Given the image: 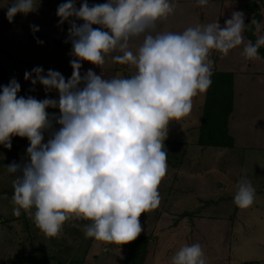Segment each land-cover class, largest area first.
<instances>
[{
    "label": "clouds",
    "instance_id": "clouds-1",
    "mask_svg": "<svg viewBox=\"0 0 264 264\" xmlns=\"http://www.w3.org/2000/svg\"><path fill=\"white\" fill-rule=\"evenodd\" d=\"M175 7L170 0L91 5L82 0L79 7L76 0H66L58 6L60 24L69 23L65 43H71V78L52 69L45 74L40 66L24 73L33 86L58 92V100L19 96L15 78L0 86V145L10 150L13 136L29 141L27 158L6 166L15 175L13 215L35 209L34 223L48 237L58 236L73 218L90 221L85 236L99 242L124 245L139 237L141 215L160 204L169 124L189 115L193 98L211 86L209 54L215 50L227 55L244 42V14L237 11L224 27L217 20L182 33L157 32V21L173 14ZM36 9L34 0H13L7 18L11 22L18 13ZM30 28L39 31L36 25ZM141 36L134 54L130 45ZM261 46L264 37L248 41L246 59L259 58ZM106 57L134 66L135 74L110 79L91 69L81 74L83 63L100 67ZM48 108H58L59 115L50 116ZM254 200L251 181L242 177L235 205L247 209ZM171 264H206L202 247L184 245Z\"/></svg>",
    "mask_w": 264,
    "mask_h": 264
},
{
    "label": "rangeland",
    "instance_id": "rangeland-1",
    "mask_svg": "<svg viewBox=\"0 0 264 264\" xmlns=\"http://www.w3.org/2000/svg\"><path fill=\"white\" fill-rule=\"evenodd\" d=\"M247 1L208 0L207 5L198 6L197 0H170L176 5L175 11L157 21L156 31L182 33L188 27L217 20L224 27L234 11L242 12L244 19L251 17L245 7ZM65 2L34 0L36 11L27 15L18 13L9 22L7 8L13 0H0V86H6L15 78L21 86L19 96L58 100V92H46L40 84L33 86L30 80H25L24 73L40 66L45 74L52 69L59 71L65 79L71 78V43H65L69 23L60 24L57 16L58 6ZM81 2L76 0L77 7ZM105 2L107 0H88L90 5ZM258 6L261 19L257 36L261 38L264 37V0ZM30 25L38 26L39 31L33 33ZM243 37V44L227 55L213 50L208 60L220 70L250 73L261 69L264 59L259 56L248 60L244 56L243 48L248 40ZM37 40L43 43L38 44ZM142 42L143 36L134 39L130 50L136 54ZM89 69L106 79L127 78L136 72L134 66L115 64L108 57L100 67L83 63L81 74ZM237 91V113L238 107L242 109L245 104L249 107L243 118L249 133L245 136L239 133L238 142L262 147L264 141L257 138L262 128L256 127L258 133L253 138L250 136L255 133L257 121L262 119L260 115H264V76L257 75L251 80L238 76ZM204 97L205 92L195 96L190 114L168 126L164 141L168 167L158 188L160 204L141 215V233L151 234L156 240L153 264H171L172 257L181 247L192 244L202 247L206 264H235L249 260L264 264V150L253 147L242 151L240 148L197 145ZM254 106L258 109L252 110ZM58 110L48 108L46 111L53 115ZM44 137L47 142L49 134L45 132ZM11 144L10 150L0 145V264H10L22 254L29 253L51 256L49 264L81 258L86 264H121L126 248L86 237L84 227L90 221L70 219L58 236L48 237L34 223L35 209H21V215H13L14 193L7 191L14 190L15 175L8 173L6 166L27 158L29 141L13 136ZM242 177L251 181L255 200L251 207L235 211L234 196ZM185 212L190 215L183 214Z\"/></svg>",
    "mask_w": 264,
    "mask_h": 264
},
{
    "label": "trees",
    "instance_id": "trees-1",
    "mask_svg": "<svg viewBox=\"0 0 264 264\" xmlns=\"http://www.w3.org/2000/svg\"><path fill=\"white\" fill-rule=\"evenodd\" d=\"M263 0H248L246 2V9L250 13V18H245V30L243 35L248 41H255L258 38V25L261 19V13L259 10V2ZM252 20L256 23H252ZM248 26V27H247ZM259 56L264 59V46L259 49ZM264 63V62H263ZM212 77L211 86L205 91L204 102L201 108V119L198 126V135L196 138V144L201 147H220V148H240L242 151L253 147L264 150V146L249 145L239 143V133L248 135L249 129L245 122L244 115L248 105L245 104L242 109L238 107L237 113V77H247L250 80L257 75L264 76V64L261 69L249 72H239L238 70H220L217 69L215 64H212ZM244 75V76H243ZM243 94V93H242ZM258 107L254 106L252 110H256ZM57 116L59 111H57ZM261 121L256 123L255 133L250 136L253 138L257 132V128H262L257 134L259 141H264V115ZM247 122L250 124L249 118ZM58 127V125L56 126ZM246 127V128H245ZM257 127V128H256ZM13 194L14 190L7 191ZM235 211L238 208L234 206ZM190 215L189 212L183 213ZM192 218V217H191ZM191 220V219H190ZM232 224V223H231ZM155 238L151 234H140L139 237L128 244L123 246L126 248L124 259L121 264H153L155 255ZM51 256L39 253L22 254L16 260L10 262V264H49ZM60 264H86L84 259H76L72 261H61ZM235 264H259L258 261H240Z\"/></svg>",
    "mask_w": 264,
    "mask_h": 264
},
{
    "label": "crops",
    "instance_id": "crops-1",
    "mask_svg": "<svg viewBox=\"0 0 264 264\" xmlns=\"http://www.w3.org/2000/svg\"><path fill=\"white\" fill-rule=\"evenodd\" d=\"M58 111H59V110H58ZM57 114H58V113H57V112H55L53 115H56V116H57ZM50 116H51V115H50ZM57 128H58V127H57ZM17 143H18V142H17ZM17 143H16V144H17ZM10 190H11V189H10Z\"/></svg>",
    "mask_w": 264,
    "mask_h": 264
}]
</instances>
